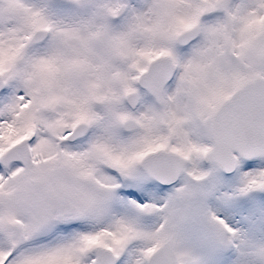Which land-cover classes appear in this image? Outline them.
Masks as SVG:
<instances>
[{"label": "snow or ice", "instance_id": "1", "mask_svg": "<svg viewBox=\"0 0 264 264\" xmlns=\"http://www.w3.org/2000/svg\"><path fill=\"white\" fill-rule=\"evenodd\" d=\"M0 264H264V0H0Z\"/></svg>", "mask_w": 264, "mask_h": 264}]
</instances>
